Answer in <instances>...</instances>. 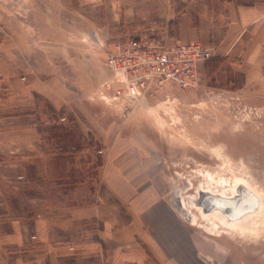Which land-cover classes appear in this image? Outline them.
<instances>
[{"label": "rangeland", "instance_id": "1", "mask_svg": "<svg viewBox=\"0 0 264 264\" xmlns=\"http://www.w3.org/2000/svg\"><path fill=\"white\" fill-rule=\"evenodd\" d=\"M135 2L140 5L134 8V25L122 26L118 16ZM150 4L0 0V42H5L0 48V236L16 226L98 229L112 220L118 222L114 236L134 217L132 228L138 220L147 235L136 236L137 241L133 229L125 228L119 245L127 254L142 246L145 259L135 264H165V256L143 246L153 242L154 227L140 214L163 203L198 248L201 261L192 257V264H264V226L252 232L217 227L219 220L202 219L196 210L198 224L193 225L185 205L186 197L210 180L208 172L216 180L227 179L220 189L230 188L238 177L264 196V78L245 85L239 58L211 46L214 55L200 63L201 82L195 88L168 86L137 106L102 98L116 90L106 47L127 37L163 35L149 22ZM66 129L80 138L81 150L71 152L68 145L70 153L55 167L53 158L63 152L55 134ZM122 158L131 185L128 199L106 176L110 162ZM178 197L180 208L174 205ZM74 207L99 218L72 223ZM63 237L54 242L85 240L70 230ZM106 259L102 252L97 264H109ZM87 260L81 262L90 264Z\"/></svg>", "mask_w": 264, "mask_h": 264}, {"label": "crops", "instance_id": "2", "mask_svg": "<svg viewBox=\"0 0 264 264\" xmlns=\"http://www.w3.org/2000/svg\"><path fill=\"white\" fill-rule=\"evenodd\" d=\"M148 1H151L150 5L153 7L149 8L151 11L149 22L154 21L153 28L159 30L160 34L166 35L171 42L197 39L206 46H214L221 55L237 56L239 58L237 67L243 73L245 85L250 84L255 78L259 80L261 77L264 78V0H222L218 3L215 0ZM130 5L131 10H123L118 16L122 20V26L134 25V8L140 4L135 2ZM218 31L220 35H217ZM4 43V41L0 42V48ZM76 150L75 152L78 153L81 147H77ZM121 167H124V158L121 162H110L106 172L107 181L117 191L116 193L122 195L121 198L128 199L131 195V185L123 172L125 169L122 170ZM143 209L140 214L147 216L154 227L153 233L150 231L154 238L153 242H142L143 246L151 252H154L153 247L155 254L165 256L162 260L165 264H192L196 258L201 261L197 246L189 241L184 226L180 225L181 222L169 208L163 203H158L152 208ZM84 210L82 207L69 210L72 223L87 217L99 218L94 213L84 214ZM63 211L50 212V214L56 215ZM134 220L133 217L128 226H120L121 233L118 235L117 232L114 236L112 232L118 231L114 224L118 222L115 223L113 220L112 222L103 220L104 226H99L98 229L49 226L45 223H41V226H28L29 228L16 226L15 230L0 236V251L3 257L0 264H85L81 262V259L85 258H88L90 264H97L102 252H106V261L109 264H135L145 259L142 246L136 242L140 247L136 246L134 253L127 254L119 245L125 228L133 229L134 240H137L136 236L140 239L144 236L145 226H138L137 220V226L135 225V229L132 228ZM68 230L81 232L85 240L73 242L69 239L63 243L54 242V237L57 235L63 237ZM30 232L32 234L29 237ZM89 233L97 239L88 237Z\"/></svg>", "mask_w": 264, "mask_h": 264}, {"label": "built area", "instance_id": "3", "mask_svg": "<svg viewBox=\"0 0 264 264\" xmlns=\"http://www.w3.org/2000/svg\"><path fill=\"white\" fill-rule=\"evenodd\" d=\"M105 51L113 73L110 83L116 90L110 98L107 95L102 98L131 106L168 86L197 87L201 82L200 63L214 55L212 47L197 39L169 42L166 35L127 37L114 41Z\"/></svg>", "mask_w": 264, "mask_h": 264}, {"label": "bare ground", "instance_id": "4", "mask_svg": "<svg viewBox=\"0 0 264 264\" xmlns=\"http://www.w3.org/2000/svg\"><path fill=\"white\" fill-rule=\"evenodd\" d=\"M142 102V101H141ZM138 105V104H137ZM136 105V106H137ZM208 175L211 177L210 180H207L206 184H202L200 187L201 189L199 190L198 193H195L194 195L188 196L189 198V206L187 203H185L186 207L188 208V211L190 212V220L193 225H197L196 221V216L197 214L195 213L194 210L200 211L201 218H216L219 220V222L214 223V226L217 227H223V228H241L243 229V232H246L249 229V232H252L257 228V226H264V196L262 193H259L257 190L253 189L249 184H247L246 181H244L241 178H235L231 183H230V188L228 189H220L218 188L219 185L225 186L224 183L227 179H218L216 180L214 175L211 172H208ZM207 178V177H206ZM212 180H214L212 182ZM216 185H212V184ZM241 186H244L248 189H252L255 191L257 196L259 197V204L257 208L253 211L246 212L239 217L236 218H229L226 216L221 210L219 209H213V210H204L201 205L197 203V200L199 199V196L201 195L202 192H209V193H214V194H219L224 197H231L232 195H236L239 192V188ZM217 187V188H216ZM227 187V186H226ZM225 187V188H226ZM200 193V194H199ZM184 201V200H183ZM183 203V202H181ZM180 203V205H182ZM185 207V208H186Z\"/></svg>", "mask_w": 264, "mask_h": 264}, {"label": "water", "instance_id": "5", "mask_svg": "<svg viewBox=\"0 0 264 264\" xmlns=\"http://www.w3.org/2000/svg\"><path fill=\"white\" fill-rule=\"evenodd\" d=\"M200 189L201 187L198 185L195 193H198ZM186 198L188 201V197ZM178 201H180L179 197L174 203L176 208L181 207ZM197 203L201 205L204 210H213L217 208L229 218H236L246 212L255 210L259 204V197L254 190L241 186L239 188L238 194L232 195L231 197H224L219 194L202 192L199 196V199L197 200Z\"/></svg>", "mask_w": 264, "mask_h": 264}, {"label": "trees", "instance_id": "6", "mask_svg": "<svg viewBox=\"0 0 264 264\" xmlns=\"http://www.w3.org/2000/svg\"><path fill=\"white\" fill-rule=\"evenodd\" d=\"M76 127V126H75ZM55 130L59 129L58 131H60L62 128V126H54ZM55 137L58 138V141H60V144L62 146V150L63 152L60 153L58 156L53 158V163L55 164V167L60 164L61 160L66 158V153H70V150H67L68 145L69 147H74V149L72 150V152L77 151L76 148L79 147V145L81 144L80 142V138L76 135V133H72L71 131L67 130L62 132V133H58L55 134ZM69 140V141H68ZM72 140V141H71ZM80 143V144H79ZM101 162L100 158H99V163Z\"/></svg>", "mask_w": 264, "mask_h": 264}]
</instances>
